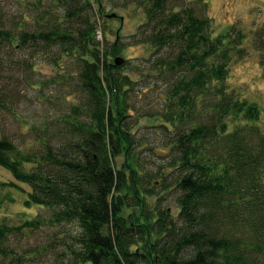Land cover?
<instances>
[{
  "label": "trees",
  "instance_id": "16d2710c",
  "mask_svg": "<svg viewBox=\"0 0 264 264\" xmlns=\"http://www.w3.org/2000/svg\"><path fill=\"white\" fill-rule=\"evenodd\" d=\"M7 1L0 111L12 110L13 51H48L57 62L71 55L79 72L78 102L35 127L34 144L16 143L0 119V166L13 176L0 178V264H264L263 107L230 82L249 52L245 33L233 26L215 34L208 0H129L146 15L130 36L154 47L145 77L165 86L151 143L132 119L129 60L117 64L119 43L97 38L101 7L16 0L22 8L13 13ZM28 9L37 11L32 19ZM253 42L264 66V24ZM148 150L157 157L143 156ZM16 191L24 209L14 221L5 209L19 201ZM44 227L46 242L15 244Z\"/></svg>",
  "mask_w": 264,
  "mask_h": 264
},
{
  "label": "rangeland",
  "instance_id": "374dc122",
  "mask_svg": "<svg viewBox=\"0 0 264 264\" xmlns=\"http://www.w3.org/2000/svg\"><path fill=\"white\" fill-rule=\"evenodd\" d=\"M92 1L94 8L102 9L96 18L97 38L106 46L118 42L122 51L117 56L129 60L124 73L133 77L136 84L130 100L135 106L132 119L136 121L138 136L146 137L154 143L153 141L160 137L155 133L159 129L158 124L162 122V116L159 114L162 100L158 93L165 86L159 82L154 84L157 81L156 77H145L147 73L145 69L152 57L154 47L145 42H136L130 36L145 21L146 15L136 5L129 3V0ZM208 2L209 13L214 20L215 34L227 32L233 26L245 33L244 44L249 52L233 66L230 82L233 87L241 89L248 99L261 104L263 114L260 123L264 126V66L260 64V52L253 42L256 28L264 24V0H208ZM7 4L13 13L22 8L16 0H8ZM27 11L31 19L37 12L33 9ZM113 12L118 16L108 17V14ZM120 16H124V19L121 20ZM52 55L48 51L34 55H31L27 49L13 51L11 60L19 64L6 71V78L11 81L10 92L13 103L11 111H0V119L6 134L22 147L36 142L35 127L42 126L45 122L55 123L67 110L68 103L78 102L75 94L79 60L71 55L62 54L57 62L51 58ZM21 58L27 59L31 65L27 67L20 64ZM61 74H65L68 78ZM152 84L153 87H149L146 93L141 91L145 90L144 86ZM143 156L157 157L149 150L143 152ZM122 160L121 156L119 162ZM0 178L13 180L12 174L1 166ZM22 186L27 187L25 184ZM16 196L20 198L19 201L5 209V213L13 215L14 221H17V212L24 209L23 195L16 191ZM168 197L171 203L174 202L172 194ZM50 233L51 229L44 227L17 238L15 244L21 249H26L31 244L46 242Z\"/></svg>",
  "mask_w": 264,
  "mask_h": 264
},
{
  "label": "water",
  "instance_id": "95a60500",
  "mask_svg": "<svg viewBox=\"0 0 264 264\" xmlns=\"http://www.w3.org/2000/svg\"><path fill=\"white\" fill-rule=\"evenodd\" d=\"M117 16H118V14L115 13V12L108 14V17H117ZM120 18H121V20H123L124 16H120ZM115 61H116L117 64H120V63H122L124 61V58L121 57V56H117Z\"/></svg>",
  "mask_w": 264,
  "mask_h": 264
}]
</instances>
